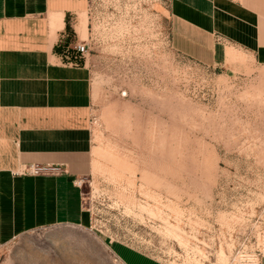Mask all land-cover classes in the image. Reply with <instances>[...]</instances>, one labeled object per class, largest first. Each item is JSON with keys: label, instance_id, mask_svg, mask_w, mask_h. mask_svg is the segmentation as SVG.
<instances>
[{"label": "rangeland", "instance_id": "rangeland-1", "mask_svg": "<svg viewBox=\"0 0 264 264\" xmlns=\"http://www.w3.org/2000/svg\"><path fill=\"white\" fill-rule=\"evenodd\" d=\"M87 12L90 225L0 243V264H263L264 66L232 48L217 68L178 53L161 0Z\"/></svg>", "mask_w": 264, "mask_h": 264}, {"label": "crops", "instance_id": "crops-1", "mask_svg": "<svg viewBox=\"0 0 264 264\" xmlns=\"http://www.w3.org/2000/svg\"><path fill=\"white\" fill-rule=\"evenodd\" d=\"M161 1L178 53L217 68L232 48L264 66V0ZM87 4L0 0V243L90 225L80 182L94 166L95 93L91 56L76 51L88 45Z\"/></svg>", "mask_w": 264, "mask_h": 264}, {"label": "built area", "instance_id": "built-area-1", "mask_svg": "<svg viewBox=\"0 0 264 264\" xmlns=\"http://www.w3.org/2000/svg\"><path fill=\"white\" fill-rule=\"evenodd\" d=\"M76 51L80 54V55H89L90 54V49L88 47V45L86 44H82V45H78L76 47ZM56 172L58 171V169H52V168H39V167H35L31 169V173L32 174H40V173H44V174H48L49 172ZM82 184V182H80V185Z\"/></svg>", "mask_w": 264, "mask_h": 264}]
</instances>
